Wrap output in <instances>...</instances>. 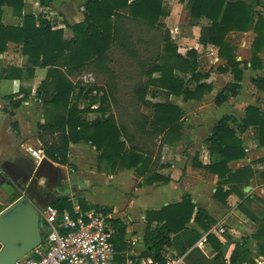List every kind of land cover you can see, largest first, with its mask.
Masks as SVG:
<instances>
[{
  "label": "trees",
  "instance_id": "obj_1",
  "mask_svg": "<svg viewBox=\"0 0 264 264\" xmlns=\"http://www.w3.org/2000/svg\"><path fill=\"white\" fill-rule=\"evenodd\" d=\"M26 1L0 0V55L7 51L9 44H14L26 58L21 67L8 66L0 70V78L23 81L32 79L36 68L46 69V76L34 95L42 104L44 123L38 125L37 139L44 157L53 164L68 167L70 144L83 142L95 149L98 170L114 174L132 169L136 179L141 178L134 188L153 183L168 184L171 179L156 171L164 167L160 164L163 145L180 141L184 110L167 101L152 102L148 96L151 99L160 95L166 99L177 97L182 102L200 101L212 91V84L206 82L209 74L198 70L195 49L187 50L184 55L178 53L164 23L170 14L165 0H88L80 7L82 21L72 25L64 21L62 27L44 12L53 0H35L42 9L37 15L24 13ZM3 7L12 10L20 20L19 25L2 22ZM263 15L264 2L260 0H189L190 25L197 26L200 21H206L199 28L198 44L216 47L218 58L224 61L217 72L232 75V82L216 93L215 106L223 105L240 93L243 69L262 70L263 63L258 55L264 50ZM64 30L71 33L70 39L64 38ZM250 30L254 33L250 58L237 61V49L226 37L231 32ZM118 55L129 62L128 72L124 75H134L138 79L132 87L134 102L127 105L129 121L124 123L118 122L110 111L112 105H118L119 75L112 67ZM87 74L102 78L104 83L83 82L82 77ZM249 81L255 89L264 92V76L256 75ZM20 93L22 97L18 100L13 97L19 93L5 97L11 100V108H18L30 96L29 91L20 89ZM139 107L146 112H141ZM92 113L99 115L89 120L88 115ZM248 129L254 131L258 146L264 147V112L257 106H247L244 118L239 122L233 116L224 115L215 123L204 146L209 157L216 155L220 161L204 164L198 153L192 159V167L217 175L220 181L213 197L224 206L232 192L243 197L242 188L254 175L250 167L235 171L227 167L229 162L244 158L243 142L238 133L243 134ZM258 161L262 162L264 158ZM44 178L53 180L51 172L41 168L36 179ZM38 181L33 185L27 182L20 195L35 202L31 194L37 193ZM223 185H229V188L224 190ZM17 198L11 196L9 204ZM78 204L84 211L98 208L88 207L82 199ZM261 204L260 211L251 214L243 208V203L237 206L255 228L250 236L233 240L234 250L228 261L223 255V244L209 233L205 239L213 257L211 260L203 258L200 263L255 264L254 258L264 259V202ZM49 205L59 212L72 208L69 196H58ZM6 207L0 204V212ZM99 211L107 214L112 209L102 207ZM109 221L115 230L112 242L120 254L116 257L117 262L133 257L129 255L132 245L126 239L127 223L119 218ZM190 223L196 228H190ZM216 223L190 195L184 194L178 202L144 212L143 250L137 257L165 264L167 248H178L177 254L183 255L202 236L197 229L207 233ZM222 235L226 242L231 241L225 231ZM250 239L256 241L254 256L248 248ZM197 252L192 249L186 256ZM194 261L197 262V258Z\"/></svg>",
  "mask_w": 264,
  "mask_h": 264
},
{
  "label": "crops",
  "instance_id": "obj_2",
  "mask_svg": "<svg viewBox=\"0 0 264 264\" xmlns=\"http://www.w3.org/2000/svg\"><path fill=\"white\" fill-rule=\"evenodd\" d=\"M86 1L88 0H53L50 8L44 12H47L48 18L54 21L58 27H62L64 21L72 25L82 21L83 16L80 7ZM167 1L174 0H165L166 4ZM184 7L187 8L185 13L189 17V0H183L182 2L177 0L170 5L171 10L170 8L169 10L171 12L168 18L164 20V23L165 21L169 23L171 31L173 30L172 34L178 35V41L175 44L178 47L179 54L184 55L187 50L195 49L198 52V70L201 73H206L201 71V68L207 65V68H213L214 72L208 73L209 77L206 80L207 83L212 84V91L200 101L182 102L181 98H179L177 102L173 103L171 102L172 99L177 97L167 99V102L176 104L184 110L180 141L173 145H163L160 164L164 165V167L156 171L158 175L170 178V182L165 185L153 183L134 188L137 182H141V178L136 179L132 169L118 171L114 174H106L103 170H98L95 149L88 144L79 142L69 146L68 157L70 166L54 164L60 168L62 176L67 179L61 183V193L58 196L72 197L77 203L82 199L88 207H98L97 209L90 208L94 210H100L102 207L111 208L112 211L108 213L111 218H119L127 223L126 239L132 245V251L129 255L138 256L143 250L141 238L145 228L144 212L157 210L168 204L178 202L184 194H188L192 197V201L203 208L217 223L207 233H202L197 229L202 236L188 250L196 249L197 253L187 257L186 253L188 251L183 255H178V248H167L164 255L181 256L184 258L185 264H201L200 260L203 258L211 260L213 256L210 255L205 239L206 235L211 233L223 244V255L228 261L234 250L233 240L250 236L255 228V224L247 219L237 206L243 203V208L251 214L259 212L262 207L261 203L264 202V161H258L264 158V147L258 146L252 129H248L243 134L238 133V137L243 142L245 156L241 160L229 162L227 167L231 171L250 167L254 175L249 180L248 185L242 188L243 197L232 192L226 199V206L213 197L217 183L220 181L217 175L194 168L191 163L196 153L200 155V161L204 164L220 161V158L216 155L208 156L204 141L211 134L215 123L222 116H233L239 122L244 118V110L247 106H257L264 112V92L255 89L249 81L250 78L256 75L264 76V51L258 55L263 63L262 70L243 69L240 93L236 97L230 98L223 105L213 108L211 103H213L216 93L226 83L232 82V75L230 73L220 74L217 72L218 67L224 65V61L218 58L216 47L210 45L202 47L197 42L199 28L201 25H205L206 21H200L197 26H192L189 22L183 28L176 24V13L178 9ZM76 9H78L79 13L75 12ZM174 9H176V12ZM41 11L42 9L35 0H27L25 2L24 13L37 15ZM2 22L10 26L20 24V20L13 15L12 10L8 7L2 8ZM189 32L193 36L191 41L188 38ZM64 38L70 39L71 33L64 30ZM245 38L248 39V42H246ZM172 39L174 41V38ZM226 40L236 47V59H239L237 61L249 60L251 45L254 40V33L251 30L243 33L231 32L226 37ZM239 40L241 41L239 42ZM243 52L247 54L246 58L239 55V53L242 54ZM25 61L26 58L20 54L19 47L9 44L7 51L0 55V70L8 66L21 67L25 64ZM201 61H203V66L199 65ZM45 76L46 69L36 68L32 79L21 81L0 78V166L2 161L7 158L10 159L9 161H14L18 156L30 158L29 154L23 149L26 145L37 148L36 145L38 144V149L41 150L37 139L38 125L44 123V117L42 104H39L38 99L34 95L37 86ZM245 86H248V90L244 89ZM20 89L25 92L29 91L30 96L18 108L13 109L10 105L11 100L5 97L16 96L19 93V95L13 97V100L20 99L22 97ZM206 99H209L207 103H205ZM150 101L156 102L158 100L154 98L150 99ZM95 107L93 106V108ZM220 108H223V113L218 114L215 109ZM241 108L242 110H240ZM91 115L93 118H89ZM98 115V113L89 114L88 119L92 120ZM231 125L234 127L233 123ZM228 186L223 185L222 188L227 190ZM64 189L65 192L67 191L66 193ZM112 193L118 196L115 203L110 198H107L108 194ZM120 200L125 201V204L122 205L123 208L118 206ZM246 200L249 201L246 202ZM189 227L196 228L191 223ZM219 228L223 229V233L225 231L231 241L226 242L222 235L223 233H217ZM248 248L252 256H254L257 251L256 241L250 239ZM196 258L197 262L194 261ZM254 263L264 264V259L254 258Z\"/></svg>",
  "mask_w": 264,
  "mask_h": 264
},
{
  "label": "built area",
  "instance_id": "obj_3",
  "mask_svg": "<svg viewBox=\"0 0 264 264\" xmlns=\"http://www.w3.org/2000/svg\"><path fill=\"white\" fill-rule=\"evenodd\" d=\"M23 149L35 164L44 158L38 148L26 145ZM39 184L43 186L44 179H40ZM38 213L41 232L45 229L47 235L39 246L14 264H157L151 258L137 256L117 262L116 257L120 254L112 242L115 230L108 213L94 209L84 211L76 201L72 203L71 211L59 212L54 206L47 205L38 208ZM217 233H223V229L219 228ZM164 257L165 264H185L181 256Z\"/></svg>",
  "mask_w": 264,
  "mask_h": 264
},
{
  "label": "water",
  "instance_id": "obj_4",
  "mask_svg": "<svg viewBox=\"0 0 264 264\" xmlns=\"http://www.w3.org/2000/svg\"><path fill=\"white\" fill-rule=\"evenodd\" d=\"M15 162L19 173L24 175L22 186H13L12 179L9 180L6 177L5 171L0 166V185L7 184L18 197L0 212V264H14L41 244L42 234L38 208H44L58 197L61 193V183L67 180L62 176L60 168L45 157L39 164H35L31 158ZM41 168L47 169L53 176V180L44 178V182H48L47 186H41L40 180L36 179V174ZM36 181L39 187L36 194H31V197L35 199V202H32L20 194L24 190L25 183L30 182L33 185ZM52 182L53 186L50 187Z\"/></svg>",
  "mask_w": 264,
  "mask_h": 264
},
{
  "label": "rangeland",
  "instance_id": "obj_5",
  "mask_svg": "<svg viewBox=\"0 0 264 264\" xmlns=\"http://www.w3.org/2000/svg\"><path fill=\"white\" fill-rule=\"evenodd\" d=\"M176 1L177 0L167 1L168 7L170 8V5H172ZM260 2H264V0H260ZM186 9H187L186 7L180 8V9H178V12L176 13V16H177V19H176V22L177 23L176 24L180 28L186 27V25H188V23L190 22L188 15H186V13H185L186 12ZM170 10H171V8H170ZM175 10L176 9H174V11ZM75 12L76 13H79L78 9H76ZM165 25L167 26V28H169L170 33H171V37L173 36L172 38H174V42L177 43V41H178V35L177 34H172V31L173 30L171 31V29H170L171 27H169V23H167L166 21H165ZM174 33H176V32H174ZM188 36H189L188 37L189 40L191 41L193 39V36L190 35V32H189ZM229 36H231V35H229ZM158 39H159V37H158ZM245 39H246V42H248V39L247 38H245ZM240 41L241 40H239V42ZM239 55L242 56V57H244V58L247 57V54L245 52H243L242 54L239 53ZM116 59L117 60H115V62L112 64V67L116 70L117 74L119 75L118 80H117V85H118L119 92L116 95V98L118 100V105L117 106L112 105L110 111L115 115V117L117 118L118 122L124 123V122H128L129 121V118H127V115H126V113H127V105L129 104V102H132V103L134 102L133 101L134 98H133L132 87L134 86L135 82L138 79L134 75L132 77H128V75H124V72H128V65H129V62H128V60L126 58H123L121 55H118V56H116ZM199 65L200 66H203V61H201L199 63ZM201 71L207 72V73L214 72L213 68L208 69L207 68V65L206 66H203L201 68ZM83 79H86V82ZM82 81H84L85 83L98 84V85H102L104 83V81H103L102 78H98L97 77V79H96L93 76H91L90 74L84 75L82 77ZM244 89L245 90H248V86L247 87L245 86ZM148 98L151 99V97H149V96H148ZM157 100L158 101L159 100L160 101H167V99L163 95H160V97L157 98ZM178 100H179V98L172 99L171 102L174 103V102H177ZM208 100L209 99H206V102L205 103H207ZM253 101L255 103V100L254 99H253ZM259 103H257V104H259ZM211 106L213 108H216V106L214 107L213 103H211ZM261 108H263V107H261ZM139 110L141 112H146V109H144L143 107H139ZM215 110H216V112L218 114L219 113H223V108L215 109ZM240 110H242V108ZM89 118H93V116L91 115V116H89ZM36 146H37V148H39V145L38 144ZM9 160L10 159L7 158L6 160L2 161L1 165L3 163H5L6 161H9ZM64 192H65V189H64ZM13 195H15V193L11 190V188L7 184L3 183V184L0 185V204H2L3 206L8 205L9 199ZM107 198H110V200H112L113 203H115L117 201L118 196H117V194H113L112 193V194H108ZM70 200H71L72 203L75 201L72 197L70 198ZM124 204H125V201L120 200L118 206L123 208L122 205H124ZM42 231H43V233H42V240H43L46 237V235H47V231L45 229H42Z\"/></svg>",
  "mask_w": 264,
  "mask_h": 264
},
{
  "label": "flooded vegetation",
  "instance_id": "obj_6",
  "mask_svg": "<svg viewBox=\"0 0 264 264\" xmlns=\"http://www.w3.org/2000/svg\"><path fill=\"white\" fill-rule=\"evenodd\" d=\"M24 158L25 157L18 156L17 158L14 159V161H6L5 163L1 165V167L5 171L6 177L9 180L12 179L11 184L13 186H22V179L24 178V175L20 174L18 169L15 167L17 165L15 161L17 160L21 162ZM47 185H48V182L47 181L44 182V186H47ZM52 186L53 184H50V187Z\"/></svg>",
  "mask_w": 264,
  "mask_h": 264
}]
</instances>
